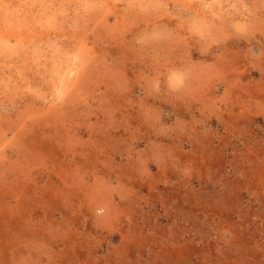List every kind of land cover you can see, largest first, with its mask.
I'll return each instance as SVG.
<instances>
[{"label":"rangeland","instance_id":"1","mask_svg":"<svg viewBox=\"0 0 264 264\" xmlns=\"http://www.w3.org/2000/svg\"><path fill=\"white\" fill-rule=\"evenodd\" d=\"M184 2L0 0V264H264V43Z\"/></svg>","mask_w":264,"mask_h":264},{"label":"clouds","instance_id":"2","mask_svg":"<svg viewBox=\"0 0 264 264\" xmlns=\"http://www.w3.org/2000/svg\"><path fill=\"white\" fill-rule=\"evenodd\" d=\"M183 13L189 40L204 54L234 37H255L259 34L264 43V0H227L223 7L228 14L207 17L200 25L193 23L204 16L207 7L202 0H185L176 6ZM237 13L239 15H237ZM191 79L186 74L185 84ZM102 209L98 214L97 210ZM81 215L85 228L106 230L114 216L109 202L100 190L89 191L82 197ZM112 239V237H111Z\"/></svg>","mask_w":264,"mask_h":264},{"label":"bare ground","instance_id":"3","mask_svg":"<svg viewBox=\"0 0 264 264\" xmlns=\"http://www.w3.org/2000/svg\"><path fill=\"white\" fill-rule=\"evenodd\" d=\"M0 35H4V36H8L9 35V31L6 30H0Z\"/></svg>","mask_w":264,"mask_h":264}]
</instances>
